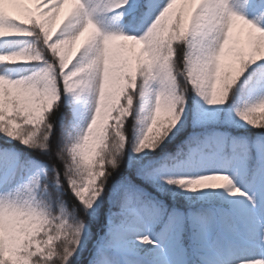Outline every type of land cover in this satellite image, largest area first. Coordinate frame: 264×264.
I'll return each mask as SVG.
<instances>
[{
    "label": "snow or ice",
    "instance_id": "1",
    "mask_svg": "<svg viewBox=\"0 0 264 264\" xmlns=\"http://www.w3.org/2000/svg\"><path fill=\"white\" fill-rule=\"evenodd\" d=\"M126 3L108 0L107 7ZM12 35L42 40L58 61V71L57 64L49 62L28 77L0 74V131L29 144L44 129L39 146L47 147L44 140L51 124L46 123V113L59 99V84L66 91L94 93L86 129L68 147L67 157L58 153L69 186L86 207L103 191L106 174L117 165L116 154L125 141L124 118L138 85L146 88L158 79L163 87L137 151L154 148L179 119L182 96L176 92L172 63L177 42L192 38L185 55L187 78L211 104L224 102L245 66L264 58V28L234 11L228 0H168L140 37L101 32L84 0H0V37ZM44 59L39 48L34 53L0 54V64ZM258 111L264 113V101L241 115L264 126L256 118ZM169 183L197 189L231 186L232 180L217 173ZM231 190L241 191L234 186ZM81 227H71L31 195L0 198V264H65L79 243ZM239 264H264V259Z\"/></svg>",
    "mask_w": 264,
    "mask_h": 264
},
{
    "label": "trees",
    "instance_id": "2",
    "mask_svg": "<svg viewBox=\"0 0 264 264\" xmlns=\"http://www.w3.org/2000/svg\"><path fill=\"white\" fill-rule=\"evenodd\" d=\"M147 1L127 0L128 4L123 12L125 24L123 34L140 37L150 27L155 18H152L148 23L143 22ZM27 37L29 42L26 50L22 53H34L39 48L45 59L23 63L43 68L49 62L57 64L55 58L42 44V40L37 39L36 36ZM191 39L190 37L189 41ZM189 41L176 43V54L172 62L179 95L182 96V100L178 104V109H182L179 112V119L156 144L153 148L154 151L149 156L135 160L132 155L133 128L138 122L135 111L139 104V97L145 89L142 85H138L133 93L131 111L124 118L122 131L125 141L123 147L116 154L117 165L111 168L110 174H106L104 189L94 208L89 209L73 196L65 175V162L58 155L63 152V155L67 157L64 149L71 137L69 123L72 120L69 106L64 101L62 83L59 84L60 102L46 114V123L51 124V129L44 140L47 147L39 146V141L44 136V129H41L27 146L21 145V139L15 141L16 143H8L0 138V146L16 149L21 159L35 158L46 163L50 191L46 196H39L38 200L48 205V199L52 198L53 206L48 205V207L54 216L64 219L73 228L77 224L82 225L79 232V243L74 246V251L67 258L65 264H95L100 259L110 262V243H108L109 238L106 235V225L112 213L117 214L115 217L117 221L123 217L130 218L136 215L141 222L145 223L147 220L145 204L149 203L151 199L164 202L166 200L168 203H165L170 207L189 211L191 208L189 203L181 198L172 201L171 193L163 196L160 194V190L162 187L168 186L173 190H178L182 185L169 183V180L194 178L200 169H192L185 174L183 170H178L175 167L168 173H162L159 166L163 163L170 164L171 160L181 157L191 146L199 145L206 134H211L217 129L223 130L227 134V143L224 149L213 147L208 150L209 152L225 155L232 162L246 164L251 171L264 166V126L241 127L235 125V121L242 117L241 113L264 101V59L247 64L237 81L229 89L225 101L211 104L209 108H206L205 101L208 98L202 95L187 78L185 55L188 52ZM5 70V67L0 69V74L5 75ZM252 88L258 92V95L253 99L249 97V90ZM237 96L243 98L244 104L235 114H232L229 112V106ZM259 114L264 117V113L259 111L255 115ZM261 123H264V118ZM234 140L239 142H234ZM55 182H58L59 185H53ZM57 197H61L62 201L67 202L68 212L66 215H62L59 209L60 204L56 203ZM206 202L207 212L202 213L192 222L188 221L184 227L183 242L194 264L202 263L200 258L202 248L210 247L217 231V223L227 214L223 208L225 204L217 198L216 193L210 195ZM206 214H208L207 220L205 219ZM152 242L153 235L150 243Z\"/></svg>",
    "mask_w": 264,
    "mask_h": 264
},
{
    "label": "rangeland",
    "instance_id": "3",
    "mask_svg": "<svg viewBox=\"0 0 264 264\" xmlns=\"http://www.w3.org/2000/svg\"><path fill=\"white\" fill-rule=\"evenodd\" d=\"M255 1L235 0L234 5L239 14L244 16H249V13L254 14L253 18L257 24L264 26V7L258 6L252 9ZM84 3L101 32H122L124 28L122 14L126 4L112 8L107 7L108 0H84ZM167 3L168 0H149L146 20L148 21L152 16L157 15L158 8L166 6ZM259 5H264V0H261ZM239 29L240 26L237 27V31ZM27 43L28 39L25 35L0 37V54H5L7 51L23 52ZM42 70L41 67L15 64L7 68L6 75L16 79L32 76ZM162 87L160 82L152 81L139 99L136 115L140 120L132 137V155L135 160L144 159L154 151L153 148H144L141 151L136 149L149 123L155 97ZM175 87L178 94L176 80ZM65 92L64 101L69 106L72 116L71 136L73 135L68 139L64 149L68 156V147L83 134L92 117L95 100L94 93L91 91L73 92L65 90ZM256 95L255 90L250 91V98ZM57 102L59 103L60 100L58 99L55 103L58 104ZM242 103V99L237 98L229 111L234 113ZM209 106L210 103L207 101L206 107ZM256 118L260 122L263 120L260 114ZM235 124L241 127L255 126L245 120L243 116ZM0 138L8 143H13L19 139L2 131H0ZM225 142L224 133L215 132L212 136L205 138L202 147L190 149L187 157L178 161L177 167L184 169L185 172H189L195 167H201L198 177L217 173L226 174L232 180L231 186L192 189L185 184L178 190L162 187L160 191L163 196L171 193L172 201L181 198L191 205L196 204V206L202 205L214 193H217V198L221 201L228 203L226 207L229 208V216L218 224V237L213 250L206 254V264H239L240 261L264 259V168L258 170L248 182L245 181L248 176L246 167H240L222 156H217L215 152L207 151L212 146L223 148ZM21 145L27 146L22 141ZM68 158L70 160V157ZM161 168L164 172H168L171 167L164 165ZM45 177L46 165L40 160L30 159L23 162L15 150H2L0 148V198L31 195L38 200V194L42 191L43 185L46 184L44 182ZM233 186L238 187L241 191L234 194L231 190ZM69 188L76 200L83 204L73 189L70 186ZM99 197L100 195L88 208H94ZM50 200L52 201V198ZM166 202L168 203V201ZM56 203L60 204L63 212L68 210L67 202L62 201L61 197H57ZM240 204L244 208L242 212L238 213ZM112 217L114 218V215ZM113 218L109 219L107 225V234L112 244L110 252L112 262L110 264H187L186 251L181 243V230L187 218L182 211L174 210L170 213H164L159 204L153 203L149 208L146 225L140 224L136 217L119 219V222ZM158 226L161 229L157 233V239L165 242L161 250H155L148 244L150 234ZM176 230L179 231L175 232ZM145 237L147 239H144ZM248 244L252 246L251 253L245 251ZM98 264L107 263L101 261Z\"/></svg>",
    "mask_w": 264,
    "mask_h": 264
},
{
    "label": "bare ground",
    "instance_id": "4",
    "mask_svg": "<svg viewBox=\"0 0 264 264\" xmlns=\"http://www.w3.org/2000/svg\"><path fill=\"white\" fill-rule=\"evenodd\" d=\"M243 208H244V206L242 205V204H240L239 205V209H238V213H240V212H242L243 211ZM251 248H252V246L251 245H247L246 247H245V251L246 252H248V251H250L251 250ZM252 251H250L249 253H251Z\"/></svg>",
    "mask_w": 264,
    "mask_h": 264
}]
</instances>
